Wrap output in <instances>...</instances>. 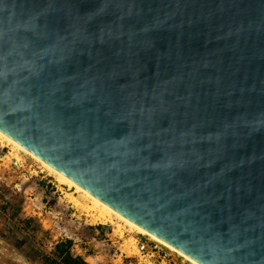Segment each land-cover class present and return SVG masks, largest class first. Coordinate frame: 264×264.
<instances>
[{
	"label": "water",
	"instance_id": "obj_1",
	"mask_svg": "<svg viewBox=\"0 0 264 264\" xmlns=\"http://www.w3.org/2000/svg\"><path fill=\"white\" fill-rule=\"evenodd\" d=\"M0 131L198 264H264V0H0Z\"/></svg>",
	"mask_w": 264,
	"mask_h": 264
},
{
	"label": "rangeland",
	"instance_id": "obj_2",
	"mask_svg": "<svg viewBox=\"0 0 264 264\" xmlns=\"http://www.w3.org/2000/svg\"><path fill=\"white\" fill-rule=\"evenodd\" d=\"M98 216L81 192L0 139V264H60L55 246L68 241L72 254L86 250L87 264L136 256L141 233L118 218Z\"/></svg>",
	"mask_w": 264,
	"mask_h": 264
},
{
	"label": "bare ground",
	"instance_id": "obj_3",
	"mask_svg": "<svg viewBox=\"0 0 264 264\" xmlns=\"http://www.w3.org/2000/svg\"><path fill=\"white\" fill-rule=\"evenodd\" d=\"M0 139H6L9 142L13 143L15 146H17L22 151L28 153L32 158H34L40 164H42L44 167H46L56 177V179H57V181H59V183L67 184L69 187L75 188V192L76 191L77 192H81L85 198H87L88 200L91 201L92 209L95 210L98 213V215H99L98 217L104 218V219H108V220H110L112 218H118L119 220L123 221L126 225H128L131 228L137 230L138 233H141L142 235H148V236H150L152 239H155V240L161 242L162 244H164L165 246H167L168 248L176 251L181 256H183L185 259L189 260L192 264H198L197 262H195V261L191 260L190 258H188L187 256H185L180 251L176 250L172 246L166 244L165 242H163L160 239L156 238L155 236L149 234L147 231H145L141 227L137 226L133 222H131L128 219H126L124 216H122L121 214H119L117 211H115L114 209H112L110 206L106 205L101 200H99L98 198L94 197L92 194H90L88 191H86L83 188H81L78 184H76L70 178H68L67 176H65L60 171L56 170L55 168H53L52 166H50L46 162L42 161L40 158H38L37 156H35L33 153H31L30 151H28L26 148H24L23 146H21L15 140H13L12 138H10L8 135L4 134L1 131H0ZM104 219H102V220H104Z\"/></svg>",
	"mask_w": 264,
	"mask_h": 264
},
{
	"label": "built area",
	"instance_id": "obj_4",
	"mask_svg": "<svg viewBox=\"0 0 264 264\" xmlns=\"http://www.w3.org/2000/svg\"><path fill=\"white\" fill-rule=\"evenodd\" d=\"M137 255L117 264H192L176 251L148 235H142L137 245ZM86 250H84V253Z\"/></svg>",
	"mask_w": 264,
	"mask_h": 264
},
{
	"label": "trees",
	"instance_id": "obj_5",
	"mask_svg": "<svg viewBox=\"0 0 264 264\" xmlns=\"http://www.w3.org/2000/svg\"><path fill=\"white\" fill-rule=\"evenodd\" d=\"M70 244V241L56 244L55 248L60 264H87L81 257L71 253Z\"/></svg>",
	"mask_w": 264,
	"mask_h": 264
},
{
	"label": "crops",
	"instance_id": "obj_6",
	"mask_svg": "<svg viewBox=\"0 0 264 264\" xmlns=\"http://www.w3.org/2000/svg\"><path fill=\"white\" fill-rule=\"evenodd\" d=\"M70 251L72 253L73 249L70 248ZM82 253H84V249L83 248H79V250H77V252L75 254H76V256H79V257L82 258Z\"/></svg>",
	"mask_w": 264,
	"mask_h": 264
}]
</instances>
